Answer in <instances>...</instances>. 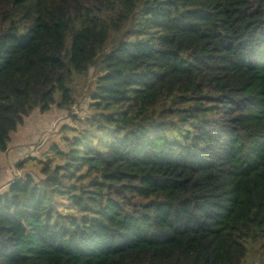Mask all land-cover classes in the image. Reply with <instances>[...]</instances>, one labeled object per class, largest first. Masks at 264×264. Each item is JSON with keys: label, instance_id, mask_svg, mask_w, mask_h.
Segmentation results:
<instances>
[{"label": "trees", "instance_id": "trees-1", "mask_svg": "<svg viewBox=\"0 0 264 264\" xmlns=\"http://www.w3.org/2000/svg\"><path fill=\"white\" fill-rule=\"evenodd\" d=\"M95 67V130L0 193V264H264V0H0V152Z\"/></svg>", "mask_w": 264, "mask_h": 264}, {"label": "rangeland", "instance_id": "rangeland-1", "mask_svg": "<svg viewBox=\"0 0 264 264\" xmlns=\"http://www.w3.org/2000/svg\"><path fill=\"white\" fill-rule=\"evenodd\" d=\"M98 76H101V72L99 71V68L95 67L87 74L76 75L72 78L70 87L73 90L75 104L70 109H61L58 106L53 107L63 113L57 120L58 124L55 130L51 133L47 132V139H42L36 143L35 147L42 145L39 150L41 155H39L37 159L28 158L20 163L23 164V169H26V172L33 174L37 180H41L43 178L40 174L43 163L50 162L53 158L54 152L51 150L53 146L57 145L62 151H67L68 143L72 138L82 136L85 132L94 128L91 123V118L95 115V111L90 109V104L91 96L96 88ZM170 136L180 137L177 132L170 133ZM41 141L43 144H41ZM94 142L98 143L97 141ZM52 162V165L54 166L59 163V160L55 158ZM17 167L19 168V166ZM8 186H5L4 191L7 190ZM57 204V208L60 212L67 216L68 222L72 223L80 220V214L71 203L66 202L65 200H60ZM246 264H260V262L251 254L248 257Z\"/></svg>", "mask_w": 264, "mask_h": 264}, {"label": "crops", "instance_id": "crops-1", "mask_svg": "<svg viewBox=\"0 0 264 264\" xmlns=\"http://www.w3.org/2000/svg\"><path fill=\"white\" fill-rule=\"evenodd\" d=\"M62 113L55 108L43 114L36 111L24 120L23 125L19 126L16 132L10 135L8 150L4 153L0 152V184H3L0 185V193L11 180L29 173L23 167L21 169L17 166L25 159H37L41 155L39 150L42 145L38 147L35 145L40 140L47 139V132L51 133L55 130L57 120ZM41 144H43L42 141Z\"/></svg>", "mask_w": 264, "mask_h": 264}]
</instances>
